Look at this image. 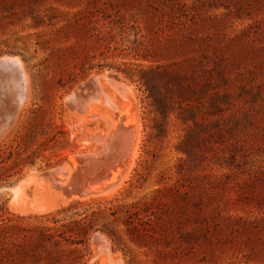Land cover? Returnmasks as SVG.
I'll list each match as a JSON object with an SVG mask.
<instances>
[{"label": "rangeland", "instance_id": "374dc122", "mask_svg": "<svg viewBox=\"0 0 264 264\" xmlns=\"http://www.w3.org/2000/svg\"><path fill=\"white\" fill-rule=\"evenodd\" d=\"M6 56L21 59L28 81L27 99L0 140V155L9 156L0 170V210L121 207L115 225L123 241L104 233L109 243L101 244L115 254L113 264H264V0H0ZM150 66L186 75L192 88L160 76L163 113L133 76ZM96 76L126 83L123 95L108 91L117 109L90 88L67 101ZM13 94L9 88L7 99ZM126 112L141 128L140 157L112 168L113 194L94 190L105 169L24 182L72 165L77 153L98 157L109 115L119 121ZM71 194L86 197L63 203ZM122 207L155 214L127 226ZM128 228L164 246L138 245ZM90 245L88 264L111 263Z\"/></svg>", "mask_w": 264, "mask_h": 264}, {"label": "trees", "instance_id": "16d2710c", "mask_svg": "<svg viewBox=\"0 0 264 264\" xmlns=\"http://www.w3.org/2000/svg\"><path fill=\"white\" fill-rule=\"evenodd\" d=\"M108 49H111L108 46ZM146 57V56H145ZM147 58V57H146ZM160 66L140 67L133 76L146 86L150 92L148 97L154 100L157 112L163 113L160 107L158 78L167 75L174 78L181 90H191L184 86L186 75L169 73L160 70ZM9 156L0 155V170ZM148 203H145L147 205ZM119 208L102 207H66L56 212L45 214H16L0 210V264H88L91 255V239L94 233L100 231L107 234L113 241H123V236L115 225L120 219ZM125 208L128 226L135 219L141 220V215L151 220L153 207H122ZM132 240L139 244L149 243L164 246L161 238L151 235L147 241L141 234ZM145 242V243H144ZM159 252L166 254L165 249Z\"/></svg>", "mask_w": 264, "mask_h": 264}, {"label": "bare ground", "instance_id": "6f19581e", "mask_svg": "<svg viewBox=\"0 0 264 264\" xmlns=\"http://www.w3.org/2000/svg\"><path fill=\"white\" fill-rule=\"evenodd\" d=\"M5 59H11L15 62V64L20 65L23 70H24V66H23V62L21 61L20 58L18 57H11V56H6L4 57ZM25 72V71H24ZM25 80H26V87H27V81H28V76L27 73L25 72ZM95 77L91 78L93 79L92 82H90L89 80L84 83L82 86L83 89H81V87H78L73 94L68 98L70 102H72L73 100H77L79 98H81L82 93L86 92L85 90L87 88L90 89H95L97 91H99L100 93L104 94L107 103L110 104V106L112 107V109H117L118 108V103L116 101V96L110 95L109 94V89L110 87H114L115 89L121 91L122 95L125 94V90H126V83H121V82H117L113 79H110L107 76H96V80L94 79ZM90 79V80H91ZM118 92V91H117ZM134 92V91H133ZM119 93V92H118ZM115 95V94H114ZM100 96V95H99ZM95 97H98V94L95 95ZM102 98V96H101ZM121 99V97H120ZM99 100V99H96ZM120 101V100H119ZM121 102V101H120ZM124 102V101H123ZM122 102V103H123ZM25 103V102H24ZM102 103V102H101ZM121 103V104H122ZM81 104V103H80ZM91 104V103H90ZM24 105V104H23ZM84 105V104H83ZM96 105V104H94ZM105 106V105H104ZM23 107V106H22ZM91 107V106H90ZM94 107V106H93ZM99 108V107H98ZM107 109V108H106ZM129 109V108H128ZM89 113V111L87 112ZM96 113V112H95ZM94 114V113H93ZM92 114V115H93ZM105 115V114H104ZM107 115V114H106ZM109 115V114H108ZM130 115L126 112V113H122V116L120 117L119 121H114L112 120V118L109 115V132L106 135V144L107 148L106 150L102 151L99 154V162L102 161L105 170H107V172L103 173V176L100 178L101 180H103L101 185H97L94 186V190H100L102 193H111L113 194L114 189V184L113 182H108V179H110L108 176L111 173V171L113 170L112 168L121 164V162L124 161H129L131 163V166L133 165L134 161L136 158H138V155L140 157V154H138L139 152V148L141 147V140H142V133H141V128L140 127H135L133 125V122L131 121L132 118H130ZM77 118V117H76ZM85 119V118H84ZM111 119V120H110ZM86 120V119H85ZM89 120V119H88ZM107 123V125H108ZM142 126V125H141ZM104 135V134H103ZM94 140V139H93ZM94 142V141H93ZM97 141H95L96 143ZM99 143V142H98ZM94 144V143H92ZM100 144V143H99ZM88 145V144H87ZM96 145V144H95ZM101 145V144H100ZM93 146V145H92ZM97 146V145H96ZM103 146V145H102ZM94 147V146H93ZM141 149V148H140ZM101 150V149H100ZM141 151V150H140ZM141 153V152H140ZM107 155L106 157H109L108 160H104V156ZM97 157V156H96ZM98 158V157H97ZM71 162L72 165L67 163L66 165H64V167H66L68 169V173H66L67 178L70 176H72L77 170H76V166L78 165L77 160H76V155H72L71 156ZM136 162V161H135ZM126 163V162H125ZM136 164V163H135ZM130 166V167H131ZM136 166V165H134ZM131 169V168H130ZM134 168H132L133 170ZM116 170V169H115ZM118 171V170H117ZM126 171V170H124ZM83 173V172H82ZM116 173V171L114 172ZM130 173V172H129ZM62 173H54L52 170L48 171L46 174H39V173H34L28 176V178L26 180H24V182H26L29 179H36V178H53V177H57L59 175H61ZM126 174V173H125ZM112 175V174H111ZM119 175V174H118ZM87 173H83L82 174V178H87L89 176H87ZM132 176V175H131ZM62 177V176H61ZM99 177V176H98ZM112 177V176H111ZM120 177V175H119ZM97 178V177H96ZM128 178V177H127ZM126 178V179H127ZM112 179V178H111ZM120 179V178H119ZM61 180V179H60ZM64 180V179H62ZM113 180L115 181V177H113ZM124 180V179H123ZM42 181V180H41ZM40 181V182H41ZM45 181V180H44ZM45 183V182H44ZM65 183V182H64ZM123 183V182H122ZM36 184V183H35ZM124 184V183H123ZM118 188V187H117ZM116 188V189H117ZM119 189V188H118ZM89 194L93 193V189L88 190ZM76 194V192H74ZM60 194V193H59ZM75 194H71L70 196H68L64 201L66 202L68 199H72V197L75 198H80V199H84L86 197V195L80 194V195H75ZM100 194V193H99ZM95 195V193L93 194V196ZM102 195V194H101ZM105 195V194H104ZM66 197V195H65ZM101 197V196H100ZM104 197V196H103ZM74 199V198H73ZM61 201V200H59ZM90 201V200H89ZM68 204V203H67ZM24 211V210H23ZM22 211V213H23ZM105 241L108 242L107 237L103 234ZM107 246V245H106ZM102 251H104L105 253H108L111 255V260L112 264L114 261H116V256L115 254H113L112 252H110V250L106 249L105 245H103V249ZM109 255V256H110ZM105 261V260H102ZM108 261V260H107ZM107 261H105L107 263ZM124 262V261H123ZM117 263V261H116ZM108 264V263H107ZM111 264V263H110ZM118 264H123L121 259H119ZM125 264V263H124Z\"/></svg>", "mask_w": 264, "mask_h": 264}, {"label": "water", "instance_id": "95a60500", "mask_svg": "<svg viewBox=\"0 0 264 264\" xmlns=\"http://www.w3.org/2000/svg\"><path fill=\"white\" fill-rule=\"evenodd\" d=\"M25 78V72L20 65L15 64V62L11 59H5L4 57L0 58V140L5 136L9 128L15 122L19 111L27 99ZM94 79L96 80L97 78L95 77ZM87 80L84 82H87ZM89 81L92 82L93 79ZM83 87L84 86H82L81 89H83ZM9 88L14 90V94L11 98L7 99ZM70 100L71 99H69V101ZM75 155L78 163L75 167L77 171L92 174L94 172H99L104 168L102 161L99 162L98 160L99 156L98 158L93 157L88 152L77 153ZM106 156L107 155L103 157L104 160L109 159V157ZM49 170H52L54 173H68V169L64 167V165L56 166ZM49 170H46L45 172H48ZM89 187H85L84 191H88L90 189ZM103 234V232H96L92 238L93 242L99 247H102L101 244L105 241ZM109 262L112 263L111 259H109Z\"/></svg>", "mask_w": 264, "mask_h": 264}]
</instances>
